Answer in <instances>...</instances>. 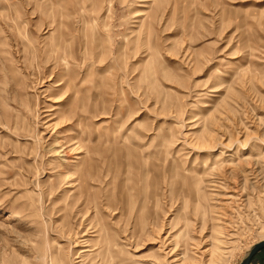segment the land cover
<instances>
[{
	"label": "rangeland",
	"instance_id": "1",
	"mask_svg": "<svg viewBox=\"0 0 264 264\" xmlns=\"http://www.w3.org/2000/svg\"><path fill=\"white\" fill-rule=\"evenodd\" d=\"M262 238L264 0H0V264Z\"/></svg>",
	"mask_w": 264,
	"mask_h": 264
},
{
	"label": "water",
	"instance_id": "2",
	"mask_svg": "<svg viewBox=\"0 0 264 264\" xmlns=\"http://www.w3.org/2000/svg\"><path fill=\"white\" fill-rule=\"evenodd\" d=\"M264 247V240L256 243L247 253V255L245 256V258L243 259V261L240 264H249L252 257L260 250Z\"/></svg>",
	"mask_w": 264,
	"mask_h": 264
},
{
	"label": "crops",
	"instance_id": "3",
	"mask_svg": "<svg viewBox=\"0 0 264 264\" xmlns=\"http://www.w3.org/2000/svg\"><path fill=\"white\" fill-rule=\"evenodd\" d=\"M249 264H264V247L252 257Z\"/></svg>",
	"mask_w": 264,
	"mask_h": 264
},
{
	"label": "bare ground",
	"instance_id": "4",
	"mask_svg": "<svg viewBox=\"0 0 264 264\" xmlns=\"http://www.w3.org/2000/svg\"><path fill=\"white\" fill-rule=\"evenodd\" d=\"M262 240H264V238H262L261 240H259V241H262Z\"/></svg>",
	"mask_w": 264,
	"mask_h": 264
}]
</instances>
